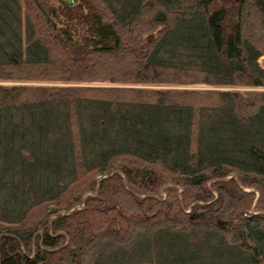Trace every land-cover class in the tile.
Wrapping results in <instances>:
<instances>
[{"label": "trees", "instance_id": "obj_1", "mask_svg": "<svg viewBox=\"0 0 264 264\" xmlns=\"http://www.w3.org/2000/svg\"><path fill=\"white\" fill-rule=\"evenodd\" d=\"M262 57L264 0H0V264H264Z\"/></svg>", "mask_w": 264, "mask_h": 264}, {"label": "water", "instance_id": "obj_2", "mask_svg": "<svg viewBox=\"0 0 264 264\" xmlns=\"http://www.w3.org/2000/svg\"><path fill=\"white\" fill-rule=\"evenodd\" d=\"M58 1L64 6L73 7L78 3L79 0H58Z\"/></svg>", "mask_w": 264, "mask_h": 264}, {"label": "rangeland", "instance_id": "obj_3", "mask_svg": "<svg viewBox=\"0 0 264 264\" xmlns=\"http://www.w3.org/2000/svg\"><path fill=\"white\" fill-rule=\"evenodd\" d=\"M261 60H264V57L261 58ZM195 88H201L202 86H194Z\"/></svg>", "mask_w": 264, "mask_h": 264}]
</instances>
